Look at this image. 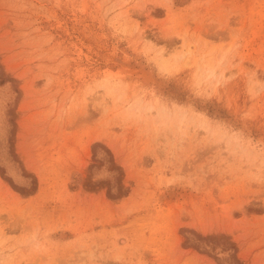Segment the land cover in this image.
Wrapping results in <instances>:
<instances>
[{"label": "rangeland", "instance_id": "1", "mask_svg": "<svg viewBox=\"0 0 264 264\" xmlns=\"http://www.w3.org/2000/svg\"><path fill=\"white\" fill-rule=\"evenodd\" d=\"M0 264H264V0H0Z\"/></svg>", "mask_w": 264, "mask_h": 264}]
</instances>
